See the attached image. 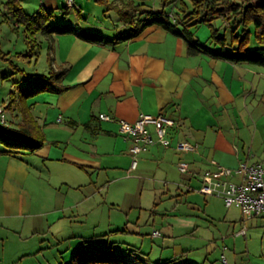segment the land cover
<instances>
[{
  "label": "crops",
  "instance_id": "0c3cea01",
  "mask_svg": "<svg viewBox=\"0 0 264 264\" xmlns=\"http://www.w3.org/2000/svg\"><path fill=\"white\" fill-rule=\"evenodd\" d=\"M73 8L82 15L84 8ZM68 23L103 36L104 42L90 43L71 34L43 37L41 42L49 45L47 73L38 75L65 69L61 83L66 90L26 101L44 134L41 148L19 156L0 153L1 244L31 237L40 233V226L50 228L68 217L72 206L65 204L62 188L50 185L43 190L37 185L44 179L47 162L90 173H129L144 163L162 165V177L188 191L199 188L197 174L211 169L212 160L229 168L242 162L264 167V68L202 53L189 55L182 37L156 24L127 41L113 43L118 30L125 28L119 21L102 28ZM213 24L219 27L220 21ZM203 27L208 25L196 27L194 37L204 44L210 29ZM9 108L15 111L7 126L15 127L22 121L18 101ZM158 113L175 121L171 148L158 143L147 146L131 169L130 139L119 133L116 122L101 120L99 114L132 123L141 114ZM148 129L155 139L153 126ZM179 141L196 144L197 151L177 152L174 144ZM179 160L189 164L190 173L178 170ZM168 260L175 261H164Z\"/></svg>",
  "mask_w": 264,
  "mask_h": 264
},
{
  "label": "rangeland",
  "instance_id": "374dc122",
  "mask_svg": "<svg viewBox=\"0 0 264 264\" xmlns=\"http://www.w3.org/2000/svg\"><path fill=\"white\" fill-rule=\"evenodd\" d=\"M5 1L0 0V108L3 124L8 125L15 111L9 102L16 81L47 73L49 45L38 34L39 46H29L25 29L6 15ZM146 1L160 8V0ZM181 1L187 0H174L173 5ZM127 2L74 0V5L84 8L80 15L66 0H21L29 15L43 5L53 10L52 25L76 21L101 28L120 21L113 5ZM128 28H120L118 34ZM162 170V165L144 163L129 173H90L47 162L44 179L37 185L43 190L61 187L65 204L72 209L50 228L39 225L38 234L0 243V264H70L75 252L88 254L108 246L127 264H158L171 258L173 264H264V221L245 220L238 207L226 208L221 199L200 194L198 187L188 191L174 186L162 177ZM242 229L245 234L238 235Z\"/></svg>",
  "mask_w": 264,
  "mask_h": 264
},
{
  "label": "trees",
  "instance_id": "16d2710c",
  "mask_svg": "<svg viewBox=\"0 0 264 264\" xmlns=\"http://www.w3.org/2000/svg\"><path fill=\"white\" fill-rule=\"evenodd\" d=\"M95 2L107 4L108 0ZM146 2L129 0L125 5L116 7L119 22L129 28L118 34L113 43L127 41L146 26L156 24L165 31L182 37L189 55L202 53L216 60L264 68V0H187L181 1L179 5H173L174 0H160L159 9H154L153 5ZM73 5L74 0L72 7ZM4 6L6 15L16 27L22 26L25 29L31 47L39 46L35 38L38 34L48 38L71 34L90 43L104 42L103 36L81 31L70 23L52 25L53 10L42 8L29 15L25 12L21 0H6ZM67 7L65 6L64 10ZM216 21H220L219 27L214 26ZM200 24H207L210 29L208 43H200L194 37V29ZM64 73L63 68L51 69L47 75H30V81L27 80V75L16 81L18 86L9 107L15 100L18 101L22 121L15 127L0 122L1 154L19 156L34 153L43 146L44 134L26 101L45 92H64L66 87L61 83ZM109 249L108 246L104 250L88 254L75 252L70 264H125L124 259L117 257ZM171 263L172 261L168 260L158 264Z\"/></svg>",
  "mask_w": 264,
  "mask_h": 264
},
{
  "label": "built area",
  "instance_id": "2783aa9c",
  "mask_svg": "<svg viewBox=\"0 0 264 264\" xmlns=\"http://www.w3.org/2000/svg\"><path fill=\"white\" fill-rule=\"evenodd\" d=\"M66 2L68 6L73 4V0H66ZM3 118L0 108L1 123L5 122ZM99 119L116 122L119 133L130 139L129 151L133 157L131 169L137 166V155L147 146L158 143L164 148H171L170 129L175 126V121L163 113L155 116L141 114L132 123L105 114H99ZM149 125L153 126L155 139L149 132ZM174 149L179 153L196 152L197 145L188 141H179L174 144ZM211 166V169L197 174L200 181L199 193L221 199L226 208L238 207L245 220L264 217V167L262 165H249L242 162L236 168H229L212 160ZM177 168L183 174L190 173L189 164L184 160L177 162ZM154 234L157 235L158 232ZM237 234L244 235L245 229Z\"/></svg>",
  "mask_w": 264,
  "mask_h": 264
}]
</instances>
